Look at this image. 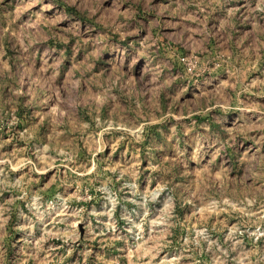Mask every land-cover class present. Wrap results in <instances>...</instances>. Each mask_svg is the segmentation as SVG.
<instances>
[{
	"label": "rangeland",
	"instance_id": "1",
	"mask_svg": "<svg viewBox=\"0 0 264 264\" xmlns=\"http://www.w3.org/2000/svg\"><path fill=\"white\" fill-rule=\"evenodd\" d=\"M0 264H264V0H0Z\"/></svg>",
	"mask_w": 264,
	"mask_h": 264
}]
</instances>
